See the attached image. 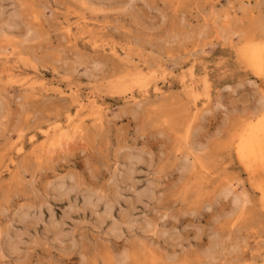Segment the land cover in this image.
I'll return each instance as SVG.
<instances>
[{
	"label": "rangeland",
	"instance_id": "1",
	"mask_svg": "<svg viewBox=\"0 0 264 264\" xmlns=\"http://www.w3.org/2000/svg\"><path fill=\"white\" fill-rule=\"evenodd\" d=\"M8 20L0 264H264V0H0Z\"/></svg>",
	"mask_w": 264,
	"mask_h": 264
},
{
	"label": "bare ground",
	"instance_id": "2",
	"mask_svg": "<svg viewBox=\"0 0 264 264\" xmlns=\"http://www.w3.org/2000/svg\"><path fill=\"white\" fill-rule=\"evenodd\" d=\"M228 22V21H227ZM12 23L13 22H10L9 20L8 21H2V22H0V31H6V30H8L9 31V29L12 27ZM222 26V25H221ZM226 28V27H225ZM229 28V27H228ZM230 30H232V27L231 28H229ZM235 29V28H234ZM11 30V29H10ZM236 30V29H235ZM234 30V32H236L237 33V31H235ZM249 30V29H248ZM239 31H241V30H239ZM251 31H252V29H251ZM228 32V31H227ZM243 32V31H242ZM244 32H246V30L244 31ZM249 32V35H251V33H250V31H248ZM252 33H253V31H252ZM238 34H239V32H238ZM241 34V33H240ZM252 36H253V34H252ZM251 37V36H250ZM245 39H247V38H245ZM244 39V40H245ZM248 40V39H247ZM137 102V101H136ZM138 104V103H137ZM258 106V105H257ZM258 109V108H257ZM263 109H264V102L261 104V111H263ZM260 112V111H259ZM67 132V131H66ZM66 132H62L60 135H58L57 136V138H55V140H53V142L50 144V146H49V150L50 151H52V150H54L55 151V149L57 148V147H59V148H61V145L63 144V142H65V140L66 139H68L69 138V135L66 133ZM52 139V138H51ZM132 171V170H131ZM75 188V187H74ZM242 195V194H241ZM236 198H239L238 196H236ZM91 199V198H90ZM90 199H87V204H88V206H90V207H92V208H94V206L96 207V205L97 204H93V200H90ZM102 199V198H101ZM99 200V199H98ZM95 202H97V201H95ZM235 202V201H234ZM233 202V203H234ZM239 202H240V198L239 199H237L236 200V206H238V204H239ZM241 203V202H240ZM244 204V203H243ZM111 206V205H110ZM235 206V205H234ZM109 207V206H108ZM108 207H107V212H108ZM110 208V207H109ZM234 208V207H233ZM235 210V209H234ZM111 212V211H110ZM106 213V212H105ZM107 214V213H106ZM108 214H109V212H108ZM103 218V217H102ZM102 218H101V220H102ZM127 224H129V223H127ZM122 228V225L121 224H118L117 222H114V224H113V229L114 230H118V229H121ZM56 237L57 238H61L62 237V232L61 231H58V232H56ZM15 248V247H14Z\"/></svg>",
	"mask_w": 264,
	"mask_h": 264
}]
</instances>
